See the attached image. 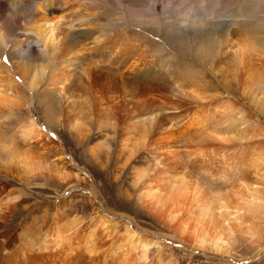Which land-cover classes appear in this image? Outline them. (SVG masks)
Returning <instances> with one entry per match:
<instances>
[{"label":"rangeland","instance_id":"1","mask_svg":"<svg viewBox=\"0 0 264 264\" xmlns=\"http://www.w3.org/2000/svg\"><path fill=\"white\" fill-rule=\"evenodd\" d=\"M65 1L54 12L65 34L50 62L31 34L15 47L12 36L0 56L2 64L13 59L17 70L13 77L0 72L8 82L0 84L18 94L0 102V208L7 213L0 256L6 255L2 249L11 253L20 246L13 261L30 264L27 256L35 253L29 249L44 241L54 219H66L83 233L101 212L158 242L149 248L148 260L138 264H264V209L245 214V202L227 195L228 177L215 176L225 166L222 159L213 162V176L206 175L185 157L193 147L183 137L202 107L208 111L232 101L240 129L222 132L226 123L213 122L220 113L213 110L208 130L219 137L242 133L238 140L224 138L227 163H235L241 151L246 160L258 161V171L247 176L258 178L256 186L264 190V0ZM39 2L48 3L0 0V23L8 18L17 31L33 28L41 17L34 7ZM31 50L46 68L32 90L23 77L31 81L34 73L19 65ZM152 113L154 125L148 119ZM32 120L43 135L25 139L22 125ZM74 123L83 128L80 134L73 131ZM172 136L178 138L168 150L184 160L175 170L202 179L214 205V223L203 226L206 241L221 235L228 253L182 239L179 224L186 207L169 219L147 205L146 186L153 180L160 186L154 182L174 157L164 147ZM257 153L261 160H255ZM56 163L80 179H57L49 169Z\"/></svg>","mask_w":264,"mask_h":264},{"label":"bare ground","instance_id":"2","mask_svg":"<svg viewBox=\"0 0 264 264\" xmlns=\"http://www.w3.org/2000/svg\"><path fill=\"white\" fill-rule=\"evenodd\" d=\"M47 1L48 3L39 2L34 5V7H36L37 13L40 14L41 17L37 19V22H35L33 28L30 27L31 29L23 28L17 31V29L10 24L8 18L3 19L1 21L0 56H2L3 51L4 52L6 51L9 43L8 39H11L12 36H14L12 40V44H14L15 47V46L23 45V43L28 40V38L26 37L29 34H31L35 36L34 42L42 46L44 51V52L42 51L44 54L43 57L45 56L46 60L50 62L55 51L59 49L62 36L65 34L64 28L60 27V25L58 24V22H60V18L58 17L60 16H54V12L55 10L58 9L59 6L65 7V5L68 4V2H66L65 0H47ZM0 14H3V12H0ZM87 14L91 15V13H87ZM79 22L83 24L86 21L79 20ZM28 45L29 47L33 46L31 42H29ZM29 53H30L29 57H27V55L23 57L24 60H22L19 63V65L21 63L23 64L22 67H24V72H28L30 74L34 73L31 81L28 82L22 76L23 82H25L27 87L30 90H32L33 87L35 88L39 84L38 79L41 76L42 73L41 70H44L46 68H43L44 66L40 68L39 65L41 63H38L39 61L37 57L33 56V54H35L34 50H31ZM12 60L10 65L0 63V72L5 71L8 72L9 74L12 73L11 76L13 77L14 76L13 73H16L17 70H15L14 68L15 65H13ZM19 70L23 71L22 68L19 69L18 67V71ZM9 74L8 77H11ZM5 76L3 75L4 78L0 76V83L3 81V79H5ZM56 79L58 80L59 78ZM13 83H12V87H13ZM1 84H0V102L1 100L7 99V97L13 98L16 97L15 95H18V94H14L13 91L14 88L11 89L10 87L7 86L4 87ZM6 84H8V82H6ZM202 98L204 99V97ZM15 101H17V103L19 102L16 99ZM231 102L232 101L229 100H227L226 102L222 101V103L216 104L214 108L210 107L208 111H204V107H202L201 110L198 112V114L190 118L188 125L185 127L183 131V137L186 138V143H190V145L194 149L192 148L189 149L188 151L186 150L185 157L190 156V159L192 160L194 159L193 164L197 165L198 170L202 171L206 175L209 174L212 176H213V171H211V167L213 165V162L217 161V159H219L220 157L222 159V164H224L225 166L224 165H223L224 167L222 166L223 170L221 168H220L221 170L220 169L219 171L217 170V174H215V176L228 177V179L230 180V187H229L230 192L228 193L227 191V195L232 196L233 194L234 198L236 199L238 198V200L240 199L245 202V206H243L244 204L242 205L244 207V210L245 209L247 210L245 214L249 212V214L252 213L256 215V213H258L259 211L262 212L264 209V204H263L264 190L262 191L260 190L259 187L256 186V183L258 182L257 181L258 178H251L247 176V174L250 171L255 172L256 170L257 172L258 169L260 168L259 162L252 161L251 158L253 157L251 156L252 154L250 155L251 159L248 158L246 160L243 151L239 153V156L234 161L235 163H233V161L232 163L231 162L227 163L226 159H228L229 157L227 158L225 156L226 148L223 145V140L224 141L225 139L238 140V138L239 139L242 138V136L240 137V134L242 133L240 134L238 133L239 135L237 133L236 134L233 133V135H227L229 134L227 132L240 129L239 127H236L238 125L234 121L235 105L234 103ZM213 110L214 111L216 110V112L220 111L219 114L217 113L219 115V118L218 119L216 118V120H213L216 116V114L212 113ZM236 111H239V109ZM155 114L156 113H152L148 117L150 125H154L156 121ZM244 117L245 116H243V118ZM210 119L213 120V122L217 121L218 124L221 123V125L222 123H226V126H224L221 129L222 132L227 133L226 136L219 137L216 135L217 133L211 134V132L208 130V126L210 124L207 125L211 121ZM82 125L83 124H81L80 122L81 127H83ZM80 126L77 125V123H74L73 131L80 134L81 133L80 131L83 130V128H81ZM222 132H220V134ZM38 134L43 135V132L42 129H40V127L38 126L37 123H35L34 120H32L29 124L24 123L22 125L21 135H23V138L31 139ZM47 137L50 140V137L49 136ZM168 138H167L168 140L167 146L164 145L165 149L167 150L170 146L173 145V143L176 142L178 136H172L171 139ZM212 141H214V143ZM209 143L211 144L209 145ZM2 148L3 147H1L0 149ZM12 149H13V145L12 147L10 146L9 150ZM173 150H168V153L172 154L174 157H172L171 162L168 163L169 165L167 164V166H164V168L161 169L162 173L161 172L159 173L160 174V176L158 177L159 179H156L154 182L155 185L157 184L160 186L154 187V184H152L154 180L150 182V184L148 183V185L146 186L147 191L145 193H146L147 205L159 214H167L169 219L175 218L178 215L177 211L178 210L181 211L186 207L187 211L185 209L186 215L184 214L185 215L184 220H182L179 224V227L181 228L182 231L181 234L182 239L184 241L192 240L194 242L192 244L197 245L203 249H210L213 252H217V253H228L229 250L227 249L225 243L221 241L222 239L220 237L221 235L219 236L214 235L213 237L209 238V241H206L207 239H206V234L203 232L204 230L203 226H205V224L207 223L209 224L214 223L213 221L214 205H212V203H210L211 201L209 202L208 201L209 199L207 200L205 196V189H204L205 184L202 179H200L199 177L194 178V176H191L189 173L188 175L187 173H185V171H182L183 169H181V172H179L180 169L178 171L175 170L179 166H181L180 162H182V157H177V154L175 153L176 151ZM259 158L261 160L260 155L255 156V160H258ZM19 164L20 163H18V165ZM49 167H50L49 169H51L50 171H52L55 174V177L57 179L60 178L64 181L65 180L67 181L72 177L73 178L78 177L80 179L78 174L68 171L67 169L64 168V166L62 165L60 166V164L57 163L51 164ZM244 167H246V169H244ZM142 178H144V174L140 176V179ZM81 180H83L82 177ZM223 196H226V193ZM15 198L16 197L11 198L10 202H13ZM257 200L259 202H257ZM219 202H221V200ZM221 205H223V203H221ZM60 209H61L60 206H56L55 213L58 214ZM2 212H4V209L0 208V228L6 224L4 221L3 222L1 221L4 218L3 215L7 213H2ZM226 214L228 215V212H226ZM240 215L243 216L244 214H240ZM66 218H68V216ZM93 218L94 221L92 222L90 229L88 231L85 230L83 233L82 232L80 233L78 227L76 226L74 227L75 228L74 230L73 228H70V225L73 226V224H71L72 222L66 219L63 220L60 219V217L59 219H54L53 222L50 223V225L48 224L49 227L47 228L48 231L46 232L44 241H41L39 245H36L38 246L36 247L37 249L36 248L33 249L34 245L30 244L31 247L33 248H30L29 251H32V253L35 254L30 256L26 255L28 259L27 262H29L30 264H138L141 260H148L149 248L152 245L158 243L154 238L147 236L145 232L139 231L134 227H131L127 223L125 224V223L117 222L105 216L101 212L97 213V215ZM243 219H248V218L243 217ZM121 228L123 229L121 230ZM19 247L11 253H9L8 249L7 251H5L6 248L2 249L1 252L3 251L6 252V255L5 253H2L3 255L0 256L1 264H19L18 262L15 263V261H13V257L14 259L18 258V252H19L18 250L20 249ZM41 248L43 249L41 250ZM36 250H38L39 253ZM10 257L12 259H10ZM20 257L23 256L20 255ZM146 264H154V263L147 261Z\"/></svg>","mask_w":264,"mask_h":264}]
</instances>
